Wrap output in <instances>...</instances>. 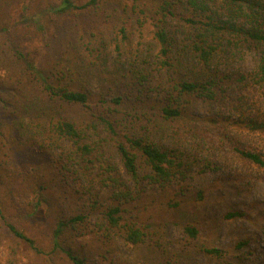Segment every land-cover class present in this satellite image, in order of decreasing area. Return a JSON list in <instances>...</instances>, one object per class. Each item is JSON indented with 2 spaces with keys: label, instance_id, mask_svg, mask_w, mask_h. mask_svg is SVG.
<instances>
[{
  "label": "trees",
  "instance_id": "16d2710c",
  "mask_svg": "<svg viewBox=\"0 0 264 264\" xmlns=\"http://www.w3.org/2000/svg\"><path fill=\"white\" fill-rule=\"evenodd\" d=\"M233 127L264 137V0H0V247L9 253L27 243L48 264H115L121 240L168 258L169 222L201 236L207 196L190 185L193 173L224 171L246 190L264 179V146ZM42 147L57 149L41 157L61 180L48 249L25 230L43 202L52 206L46 187L32 200L15 187Z\"/></svg>",
  "mask_w": 264,
  "mask_h": 264
},
{
  "label": "rangeland",
  "instance_id": "374dc122",
  "mask_svg": "<svg viewBox=\"0 0 264 264\" xmlns=\"http://www.w3.org/2000/svg\"><path fill=\"white\" fill-rule=\"evenodd\" d=\"M38 7V2L31 3L29 12H36ZM22 16L23 11L18 8L15 13V20L21 19ZM172 22L178 24L182 20L178 15H175ZM29 29L32 27L20 26L22 31ZM29 44L35 55L42 51L39 34L34 30H32ZM255 58L254 52L248 53L243 66L247 69L253 68ZM207 111L205 106L199 107L197 110L202 114H206ZM233 130L246 136L245 141L264 146V137L249 134L247 131L241 133L235 127ZM37 146L41 147L39 144ZM44 148L42 147L43 150L40 148L35 150L33 160L25 162L28 174L16 177L19 181L15 187L17 189L22 188L26 193V198L30 200L35 199L38 195L35 191L38 184L46 187L43 191L49 196L52 206H49L48 201L43 202L26 222L25 230L38 246L48 249L51 245L52 230L56 222L53 201L57 199L62 204V198L58 197L60 191L57 183H61L60 177L58 178V171L49 162L53 160L54 154L58 153L57 149L48 151ZM11 149H5L8 152L6 154L8 158L6 168L9 173L14 174L12 169H15L16 166L11 162L9 153ZM224 152L234 158L233 146L226 145ZM42 154L47 155L49 161L47 158L41 157ZM234 165L241 166L238 163H234ZM21 169L19 167V170ZM190 182L192 187L206 190V204L198 213L201 228L200 239L187 237L181 225L169 222L165 228V238L170 251L168 253L169 259L167 254H163L159 250L156 251L149 243L133 246L116 240L115 248L117 250L114 251L112 257L115 264H264V179H258L253 187L248 190L238 187L235 182L227 177L224 171L195 172ZM68 202L69 199L65 201V204ZM236 209L243 210L245 216L233 219L224 217L227 212ZM88 237L86 239H89ZM245 239L249 240L248 244L237 247L238 243ZM203 246L220 247L225 250L226 255L224 257L209 255L201 250ZM189 254L192 255L190 259L187 257ZM0 264H48V261L36 254L27 243H22L19 253L15 255L9 253L7 246H1ZM103 264L110 263L103 260Z\"/></svg>",
  "mask_w": 264,
  "mask_h": 264
}]
</instances>
